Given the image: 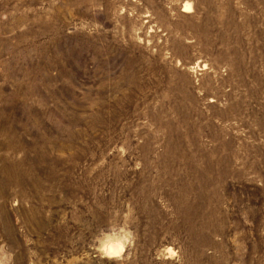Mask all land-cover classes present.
<instances>
[{
    "label": "rangeland",
    "instance_id": "1",
    "mask_svg": "<svg viewBox=\"0 0 264 264\" xmlns=\"http://www.w3.org/2000/svg\"><path fill=\"white\" fill-rule=\"evenodd\" d=\"M0 264H264V0H0Z\"/></svg>",
    "mask_w": 264,
    "mask_h": 264
}]
</instances>
